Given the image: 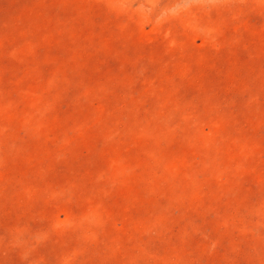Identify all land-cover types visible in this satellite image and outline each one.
Listing matches in <instances>:
<instances>
[{"label": "rangeland", "instance_id": "1", "mask_svg": "<svg viewBox=\"0 0 264 264\" xmlns=\"http://www.w3.org/2000/svg\"><path fill=\"white\" fill-rule=\"evenodd\" d=\"M0 264H264V0H0Z\"/></svg>", "mask_w": 264, "mask_h": 264}]
</instances>
